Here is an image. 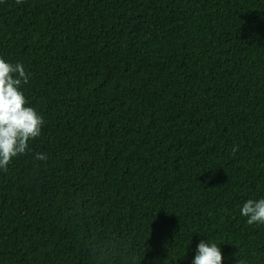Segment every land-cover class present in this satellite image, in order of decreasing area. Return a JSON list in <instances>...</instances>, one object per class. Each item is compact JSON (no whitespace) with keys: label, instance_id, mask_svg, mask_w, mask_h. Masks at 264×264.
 I'll return each instance as SVG.
<instances>
[{"label":"trees","instance_id":"obj_1","mask_svg":"<svg viewBox=\"0 0 264 264\" xmlns=\"http://www.w3.org/2000/svg\"><path fill=\"white\" fill-rule=\"evenodd\" d=\"M0 54L46 121L0 170V264H188L210 237L264 264L239 215L264 195V0H0Z\"/></svg>","mask_w":264,"mask_h":264},{"label":"clouds","instance_id":"obj_2","mask_svg":"<svg viewBox=\"0 0 264 264\" xmlns=\"http://www.w3.org/2000/svg\"><path fill=\"white\" fill-rule=\"evenodd\" d=\"M31 73L23 62L13 61L0 54V170H6L14 158L29 150L32 141L42 135L44 114L32 105L25 86ZM43 159V154H38ZM239 215L247 225H264V195L246 199L239 208ZM192 236L186 243H191ZM221 237L201 239L192 250L188 264H227ZM189 250L182 249L181 257H188ZM151 264H155V258Z\"/></svg>","mask_w":264,"mask_h":264}]
</instances>
